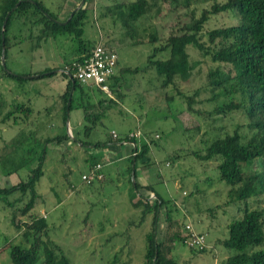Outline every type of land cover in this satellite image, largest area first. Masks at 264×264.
I'll use <instances>...</instances> for the list:
<instances>
[{
    "label": "rangeland",
    "instance_id": "rangeland-1",
    "mask_svg": "<svg viewBox=\"0 0 264 264\" xmlns=\"http://www.w3.org/2000/svg\"><path fill=\"white\" fill-rule=\"evenodd\" d=\"M38 1L58 20L64 19L79 3V0ZM133 1L88 0L84 5L86 17L82 25L83 38L91 46L101 41L107 48L114 50L116 70L136 68L140 71L121 76L118 91L120 99H116L113 93L109 94V98L105 94L93 92L92 88L84 90L82 100L92 105L98 100L106 103L107 99L115 100L116 104L110 110H105V116L86 135L82 128H78L77 133L73 130L75 116H80L76 119L79 121L78 127L82 125L81 111L71 110L68 113L64 132L67 131L70 136L73 132L77 140L90 146L78 148V144H66L67 141L46 146V159L42 164V176L35 186L38 196L32 213L46 217L47 237L60 248L69 264H141L144 236L151 228L153 215L143 216L144 220H141V208L131 207V200L137 196L127 182L125 170L115 163L103 171L102 182L88 185L80 180V176L87 172L85 158H97L104 149L115 146L120 148L121 153L129 151L127 144L108 143L103 147L111 133L123 139L125 135L139 131L154 142L149 144L146 155L152 163L150 169L138 168L136 164L135 182L138 180L141 187L150 182L148 185L172 209L171 220L180 223L177 231L169 228L165 208L162 207L157 215L156 240L163 242L175 231L180 239H184V224L190 225L194 233L204 236L201 250L189 249L184 241L168 243L171 247L166 258L171 259L173 264H222L227 253L218 245V241L226 238V225L238 217V209L226 205L229 188L215 178L216 161L197 162L190 156L185 157V154L196 148L200 150V140H212L234 131L244 139L251 135L252 131L247 128V119L242 111L226 114L213 112L216 104L224 101V98L211 99L206 75L215 68L232 74L231 67L211 63L208 57H202L187 46L188 63L191 66L187 80L176 79L172 85L161 88L159 79L150 68L144 73L141 69L145 67L153 48L164 45L170 35L181 34L182 27L198 18L202 10L225 0H145L148 5L146 13L135 22L123 25L116 7ZM56 6L61 7L62 15L61 11H55ZM38 18L34 15L30 21ZM30 21L22 24L17 19L12 20L9 34L14 38L9 41L10 47L4 62L9 73L27 79L19 82L0 77V120L6 111L11 110L9 104L12 101H28L33 109L25 123H22L18 114L14 118L17 125L12 124V120L4 121L3 124L0 122V159L3 156L2 159L7 158L12 163L23 156L21 150L10 153L12 148H7L10 140L16 139L20 131L25 134L32 132L38 140L63 133L60 109L55 113L53 107L57 101L61 108L55 98L64 91L66 81L57 71L59 64L54 61L59 60L60 65H64L62 59L70 61L72 57L68 55L74 48L70 37L66 36L54 40L48 38L45 41L49 48L38 49L35 44L42 43L36 40L38 27L31 26ZM238 23V16L234 12L210 16L199 34L200 41L206 42L205 33L211 29ZM166 56V53H157L155 58ZM51 63L55 73L52 77L54 85L53 82L47 85L49 80L46 78H28L37 75V70L49 67ZM62 81L65 82L64 86L59 84ZM186 97L192 99L190 110L186 107ZM92 111L97 112L99 109L95 106ZM95 143L100 146L92 148ZM177 153L178 160L173 163L166 161L169 155ZM35 166L36 162L32 159L15 174L5 175L0 165V188L8 189L26 179L29 169ZM258 167L255 163L251 169ZM5 168L8 169L9 165ZM145 193L141 190L142 195L146 196ZM27 199L28 193L23 196L19 192L0 195V264H11L10 246L28 247L21 233L23 224L33 214L20 213ZM255 201L250 200L248 207L256 208L264 204L261 197ZM37 255L35 264H42L41 252Z\"/></svg>",
    "mask_w": 264,
    "mask_h": 264
},
{
    "label": "trees",
    "instance_id": "trees-1",
    "mask_svg": "<svg viewBox=\"0 0 264 264\" xmlns=\"http://www.w3.org/2000/svg\"><path fill=\"white\" fill-rule=\"evenodd\" d=\"M87 1L84 0L81 8L72 13L70 17L69 15L75 6L64 19L58 20V17L49 13L38 0H0V54L3 49L4 62L6 51L10 47L9 41L14 38L9 34L13 19L25 24L26 21H30L31 17L37 15L39 18L30 21V24L38 27V36L36 37L38 42L39 40L45 41L48 38L54 40L57 37L69 36L74 44L73 51L68 55L69 58L72 57L70 61L61 58L65 63L63 67L70 75V79L63 72H59L66 81L64 91L57 97L61 105L60 114L63 133L38 140L35 139L32 132L25 134L20 131L16 139L10 140L11 143L8 144L7 148H12L9 151L10 153L21 150L23 156L15 163H12L9 159L7 160V158L2 159L3 156L0 159V165H2L5 175L15 174L19 169L24 168L29 160L33 159L36 162V166L29 169L26 179L19 181L8 189L0 188V195L3 196L12 192H19L20 196L28 193V199L20 210L22 215L33 211L34 201L38 196L35 186L42 176V164L46 159V146L48 144L59 145L66 141L75 146L78 144V148L90 146L88 143L77 140L73 132L71 133V139L64 132V123L67 121L68 113L71 110L81 111L82 125L79 128L85 130L86 135L105 116V110H110L116 104L113 99H107L106 103L104 100H98L95 105L87 100H82L85 94L84 90L89 88H92V91L98 94L103 93L90 85L79 83L72 77V64L80 63L86 59L93 48L83 38L82 25L86 17L84 5ZM147 6L145 0H134L127 4L117 5L116 10L118 11V17L121 19L120 21L123 25H126L143 16L147 11ZM60 9L61 7L56 6L55 11L59 13ZM7 12H9V15L4 25L1 40V24ZM227 12L236 13L239 23L211 29L205 33L206 42H201L199 34L208 18ZM44 13L47 16H44ZM48 18L60 23L68 20L65 24L60 25ZM182 30L179 35L167 37L164 45L153 48L151 55L147 57L145 67L141 70L144 73L150 68L159 79L161 88L172 85L176 79L180 81L187 80L191 72L186 53L187 46L192 47L202 57H208L211 63L231 67L232 74L231 72L224 73L219 68H215L208 71L206 75L211 99L224 98V101L216 104L213 112L215 114H226L242 111L247 119L246 126L252 131L251 135L244 139L234 131L230 135L215 137L212 140H200V150L196 148V150L187 151L185 157L190 156L197 162L216 161L215 171L217 177L215 178L229 188L226 205L238 209V217L226 225V238L218 241V245L227 253V257L222 264H264V204L256 208L248 207L250 200L255 201L259 197L264 199V0H225L220 4L213 3L208 9L202 10L198 18L184 25ZM18 41H22V39ZM38 45L35 44V47ZM157 53H166L167 56L157 59L155 58ZM64 68L61 70L64 71ZM139 71L136 68L120 71L115 69L114 75L107 82L109 94L113 93L116 99H120L121 95L118 91L121 76ZM7 72V69L4 71L0 66V77L12 78L19 82L24 81L19 76ZM53 72V69H45L38 72L40 75L38 78L53 77L55 75ZM116 72L118 73L117 76L115 75ZM70 91L71 97L69 105L66 107ZM214 91L217 93H213ZM191 100L190 97H186L187 110H190L189 103ZM9 106L11 110L6 111L0 120L1 124L7 120H12V124H16L14 120L16 114L20 115L22 123H25L33 113L28 101L26 103L12 101ZM95 106L99 111H92ZM75 132L77 133L78 130ZM142 136L147 140L146 142L142 139L128 141L126 135L123 139L117 137L112 139L110 136L106 144L102 146L105 147L108 143L117 145L128 142L135 145V149H131L130 155L123 163L128 177L127 182L133 194L137 196L136 199L131 200L130 205L134 209L141 208V220L143 216L146 217L151 213L153 215L151 228L144 236V256L141 264H173L171 259L166 258V254L171 247L168 246V243H182L184 241V239L178 237L176 232L180 228V223L178 220H171L172 209L167 206L168 202L163 201L150 185L141 187L135 182L136 164L141 169L149 168L152 164L149 162L148 157L146 158V155L149 151V144L154 141L144 134ZM36 146H38L37 149ZM99 146V143H95L92 148ZM132 153H135V155H131ZM177 156L179 157L178 153L177 155L171 154L166 161L173 163L178 158ZM84 160L87 169L96 163H101L99 157L92 159L87 157ZM255 163L259 167L251 169V166ZM7 165H9L8 169L5 168ZM131 172L133 183L130 182ZM141 190L146 192V196L140 194ZM149 195H153L154 198L149 199L147 197ZM162 207L165 208V217L169 222L167 226L176 231L170 234L167 239L165 238L163 242H158L155 226L158 219L157 215ZM185 225L187 224H184L182 228ZM21 238L28 244V247L10 246L9 259L11 264H35L38 260V252H41L42 264H69L60 248L47 237L46 217H40L34 213L30 220L23 224Z\"/></svg>",
    "mask_w": 264,
    "mask_h": 264
},
{
    "label": "built area",
    "instance_id": "built-area-1",
    "mask_svg": "<svg viewBox=\"0 0 264 264\" xmlns=\"http://www.w3.org/2000/svg\"><path fill=\"white\" fill-rule=\"evenodd\" d=\"M116 61L117 57L115 51L105 47L101 41H98L93 45V48L86 59L80 63L72 64V77L79 83L90 85L110 97L107 82L115 73ZM62 72L67 73L65 68ZM110 135L112 139L116 138L114 133H111ZM132 139H142L144 142L147 141L139 131H134L133 133L128 134L127 140L131 141ZM131 143L128 142V144ZM131 155H135V153H132ZM102 179L103 175L101 163L92 165L87 170L86 174L80 176V180L86 184L100 182ZM151 196L152 195L148 198L150 199ZM183 231L184 243L189 249H203L204 236L202 234L194 233L190 225H185Z\"/></svg>",
    "mask_w": 264,
    "mask_h": 264
},
{
    "label": "crops",
    "instance_id": "crops-1",
    "mask_svg": "<svg viewBox=\"0 0 264 264\" xmlns=\"http://www.w3.org/2000/svg\"><path fill=\"white\" fill-rule=\"evenodd\" d=\"M60 14L62 15V11L60 12ZM46 46H48V48H49V44L48 43H46V41L45 42H43L42 41V43L41 44H39L38 46H37V48L39 49L40 47H45V50H47V47ZM46 52V51H45ZM59 58L57 57V60H58ZM54 62H56L57 64H59V68H57V71L59 72V71H62L61 69L62 68H64L63 67V65H60L61 64V62L58 60V61H54ZM54 62H52V63H54ZM52 63L50 64V66L49 67H44L42 70H37V73H35V74H37V75H39L38 74V72H41V71H43V70H45V69H51L52 68ZM54 66H55V63H54ZM47 80H49V82L47 83V85H49L50 83H52L53 81H55V80H53V78L52 77H50V78H46ZM39 82V81H38ZM59 84H61V85H63L64 86V84H65V82L64 81H62V82H59ZM53 85H54V82H53ZM50 86V85H49ZM40 92H38L37 94H39ZM61 93H59L58 95H57V97L60 95ZM55 98V100H57L58 98ZM40 106H42V104L40 105ZM60 109V106L58 105V103H57V101H56V103H55V106L53 107V110H54V112L56 113L58 110ZM78 117H80L79 115H77V116H75V120H74V125H75V128L73 129L74 131H76L79 127H78V125H79V121H77L76 119L78 118ZM81 119V118H80ZM128 132H130V131H127V133ZM69 142H66V144H68ZM124 144H127L128 145V152L127 151H124L123 153H121L120 151V148L118 147V146H115V147H109V148H107V149H104V151L103 152H101L102 154H100V156H99V158H100V161H101V164H102V173H103V171L105 170V169H110V167L113 165V164H115V163H119V167H121L123 170L125 169L124 168V160L130 155V152H131V149H133L132 148V146H131V144H128V143H123L122 145H124ZM124 146H126V145H124ZM138 168H139V165L137 166ZM150 169V168H149ZM88 170V169H87ZM141 170H139V172H140ZM143 173V172H142ZM139 177H141V176H139ZM139 177H138V179H139ZM135 178H136V176H135ZM141 178H144V177H141ZM138 185H142L138 180H137V182H136ZM148 184H150V182L149 183H147V185ZM146 184H144V186H145ZM141 194V193H140Z\"/></svg>",
    "mask_w": 264,
    "mask_h": 264
},
{
    "label": "water",
    "instance_id": "water-1",
    "mask_svg": "<svg viewBox=\"0 0 264 264\" xmlns=\"http://www.w3.org/2000/svg\"><path fill=\"white\" fill-rule=\"evenodd\" d=\"M83 3H84V0H80L79 1V3L76 5V7L72 10V12L70 13V15H69V17L72 15V13H74V12H76L78 9H80L81 8V6L83 5ZM18 4V3H17ZM16 4V5H17ZM15 5V6H16ZM8 15H9V12H7L6 13V15H5V17L3 18V21H2V24H1V40H2V38H3V34H2V32H3V29H4V25H5V22H6V20H7V17H8ZM44 16H47L45 13H44ZM49 20H51L52 22H54V23H56V24H60V25H63V24H65V22L68 20H66L65 22H57V21H55V20H53V19H51V18H48ZM0 66H1V68L4 70V71H6V69H5V64H4V55H3V49L1 50V54H0ZM59 72H62V71H59ZM7 73H9V72H7ZM65 75H66V77L68 78V79H70V75L68 74V73H64ZM40 75H34V76H32V77H28L29 79H36V78H38ZM22 79H27V77H23ZM70 97H71V91H70V93H69V96H68V98H67V103H66V107L69 105V101H70ZM67 112V111H66ZM65 125L67 126V121L65 122ZM66 130V129H65ZM66 134L68 135V137H71L69 134H68V132L66 131ZM131 146H132V148L134 149L135 148V145L133 144V143H131ZM130 181L133 183V177H132V172H131V176H130ZM153 198H154V196H153Z\"/></svg>",
    "mask_w": 264,
    "mask_h": 264
}]
</instances>
